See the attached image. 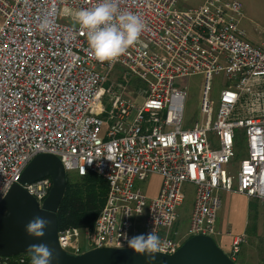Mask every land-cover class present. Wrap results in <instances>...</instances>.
Here are the masks:
<instances>
[{"label":"built area","instance_id":"obj_1","mask_svg":"<svg viewBox=\"0 0 264 264\" xmlns=\"http://www.w3.org/2000/svg\"><path fill=\"white\" fill-rule=\"evenodd\" d=\"M98 2L0 0V203L37 155L53 154L67 174L93 172L109 186L92 228L59 230L64 251L125 249L127 238L154 231L159 253L172 255L191 237L218 234L222 192L264 203V44L248 38L238 0L193 8L186 0H118L147 30L118 61L102 64L65 11ZM45 17L50 31L39 28ZM116 68L146 84L141 104L106 90ZM193 75L204 80L202 120L186 128V88L178 82ZM215 76L224 78L217 107ZM152 175L161 184L150 197L136 183ZM188 184L195 197L183 232L177 224ZM52 186L51 178L22 184L40 207ZM247 240L234 238L233 260ZM27 263L26 255L0 256V264Z\"/></svg>","mask_w":264,"mask_h":264},{"label":"water","instance_id":"obj_2","mask_svg":"<svg viewBox=\"0 0 264 264\" xmlns=\"http://www.w3.org/2000/svg\"><path fill=\"white\" fill-rule=\"evenodd\" d=\"M43 178L53 181L49 196L40 207L37 200L22 187ZM67 172L59 157L37 155L25 168L20 183L15 184L0 203V256L14 257L30 254V244L46 243L59 259L52 264H148L145 255L132 249L100 248L74 256L64 251L58 240V210L67 190ZM40 216L51 221L43 238L27 234L26 225ZM153 264H238L210 236H194L186 240L172 255L155 253Z\"/></svg>","mask_w":264,"mask_h":264},{"label":"rangeland","instance_id":"obj_3","mask_svg":"<svg viewBox=\"0 0 264 264\" xmlns=\"http://www.w3.org/2000/svg\"><path fill=\"white\" fill-rule=\"evenodd\" d=\"M204 0H186L184 7H198L203 3ZM243 4L245 18L242 20V27L246 28L249 34L255 39H264V8L263 4L259 0H238ZM254 39V40H255ZM222 76H215L211 83V100L216 104L217 107L218 100L220 97V92L223 87ZM181 88H186V100H185V126L190 128L194 121L202 120L201 113V100L204 90V80L202 75H193L187 79L178 82ZM106 90H111L112 94L122 95L123 97L132 100L137 104H141L143 100L142 92L146 88V84L127 73L121 68H116L110 76V79L105 84ZM111 94L107 93L105 96V103L107 108L111 105ZM245 144L244 140H241L240 145ZM246 152L240 147L238 150L237 160L241 161L245 158ZM71 177L72 182H77L79 180L78 175L75 173H68ZM161 184V177L159 175H152L148 177L143 182H137L136 185L140 187L148 196H156L159 192ZM186 201L180 210V217L178 220L177 228L185 232L189 222L192 212L193 201L195 197V187L191 184L186 185ZM249 197L245 194H240L238 192H229V194L221 195L222 200V218L225 219L229 217L230 214L234 212L241 216L242 207L248 206ZM247 214V213H246ZM243 217V216H241ZM264 224V218H261ZM251 228L249 232L248 241L242 244L241 256L249 251L250 257L252 258H263L264 257V233L258 236V228L256 226V216L253 213L251 217ZM214 240L218 246L228 255L232 254L230 246H227L225 242L217 235L214 236ZM240 254L236 255V262L238 264H243ZM262 264L264 260L262 259Z\"/></svg>","mask_w":264,"mask_h":264},{"label":"clouds","instance_id":"obj_4","mask_svg":"<svg viewBox=\"0 0 264 264\" xmlns=\"http://www.w3.org/2000/svg\"><path fill=\"white\" fill-rule=\"evenodd\" d=\"M65 11L86 35L89 56L102 64L118 61L147 30L145 21L139 15L120 10L118 0H99L91 8ZM51 27L46 17L39 24L41 31H50ZM50 224V220L36 216L25 230L30 236L43 238ZM127 244L136 254L145 255L148 264H153L156 259L154 254L162 250L160 237L154 231L127 238ZM28 251L32 253V264H52L53 260L59 259L55 250L46 243L30 244Z\"/></svg>","mask_w":264,"mask_h":264},{"label":"trees","instance_id":"obj_5","mask_svg":"<svg viewBox=\"0 0 264 264\" xmlns=\"http://www.w3.org/2000/svg\"><path fill=\"white\" fill-rule=\"evenodd\" d=\"M78 177L79 180L74 183L67 174V190L58 210L59 230L69 227L92 228L105 205L109 190L107 181L93 172ZM255 207V204L251 205L252 209ZM25 255L27 264H32V253Z\"/></svg>","mask_w":264,"mask_h":264},{"label":"crops","instance_id":"obj_6","mask_svg":"<svg viewBox=\"0 0 264 264\" xmlns=\"http://www.w3.org/2000/svg\"><path fill=\"white\" fill-rule=\"evenodd\" d=\"M205 0L203 1V3ZM263 4L264 8V0H259ZM202 3V4H203ZM201 4V5H202ZM200 5V6H201ZM199 7V6H198ZM193 8V7H191ZM244 9V7H243ZM244 29L247 32L248 38L256 45H263L264 39H255L253 36V39H251V35L249 34L248 30L244 27ZM255 39V40H254ZM158 194V193H157ZM227 195L229 192H222L221 195ZM255 204L256 207L254 209L251 208V205ZM242 214L239 217L235 212L233 214H230L229 217L223 219L222 216V209L219 212L218 215V222H217V228H218V236L225 242L227 246H230L232 250V245L234 238L240 234L246 233L249 238V232L251 228V217L253 216V213H255L256 216V226H257V232L259 233L258 236L264 233V224L262 221V217L264 218V203L261 202L258 199L249 198L248 199V206H243L241 210ZM247 213V214H246ZM253 227V226H252ZM216 235V236H217ZM248 241V240H247ZM242 248L238 254L241 256ZM237 254V255H238ZM232 255V254H231ZM229 255V256H231ZM243 264H262L263 258H252L250 257L249 251H246L244 255L241 256ZM236 260V257H235Z\"/></svg>","mask_w":264,"mask_h":264}]
</instances>
